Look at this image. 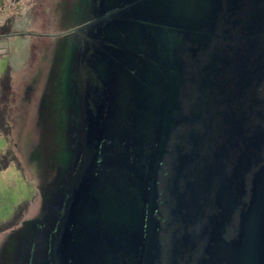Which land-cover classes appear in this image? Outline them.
<instances>
[{
    "label": "water",
    "instance_id": "95a60500",
    "mask_svg": "<svg viewBox=\"0 0 264 264\" xmlns=\"http://www.w3.org/2000/svg\"><path fill=\"white\" fill-rule=\"evenodd\" d=\"M88 4L30 264H264V0Z\"/></svg>",
    "mask_w": 264,
    "mask_h": 264
},
{
    "label": "rangeland",
    "instance_id": "374dc122",
    "mask_svg": "<svg viewBox=\"0 0 264 264\" xmlns=\"http://www.w3.org/2000/svg\"><path fill=\"white\" fill-rule=\"evenodd\" d=\"M75 1L74 20L78 24L88 19L91 8L89 0ZM35 2L32 9L21 12L35 20L30 28L44 32L35 38V46H30L36 53L35 61L26 67L21 81L11 83L0 59V264H30V243L23 242L25 225L42 214L44 189L62 163L59 146L63 126L59 130L65 118L63 81L75 39L71 33L51 34L70 26L74 0ZM31 3L27 0L24 7ZM6 6L5 17L11 19L8 15L15 11L11 0ZM4 9L0 7V18ZM75 36L78 39L80 35ZM9 89H13L11 96Z\"/></svg>",
    "mask_w": 264,
    "mask_h": 264
},
{
    "label": "crops",
    "instance_id": "0c3cea01",
    "mask_svg": "<svg viewBox=\"0 0 264 264\" xmlns=\"http://www.w3.org/2000/svg\"><path fill=\"white\" fill-rule=\"evenodd\" d=\"M31 1L30 7H24L27 0H11V6H14L13 9H15V11L11 14L9 13L10 15L8 16H12V18L10 17L11 19H8L5 17L6 13L2 14L0 18V59L7 69H5L4 74H9L11 83L13 81H21L26 67L33 64L32 61H35L36 53L35 51L32 52L30 46L31 48L32 46L34 47V41L37 39L36 37L44 34L43 31H35L30 28L35 24V20L31 21L27 19L26 16L21 15V12L24 13L28 8L29 10L33 8L36 2L35 0ZM51 36L53 37L56 35L51 34ZM27 53L31 54L28 55ZM29 58H32L30 62L27 60ZM15 77L16 80L14 79ZM12 90L13 89H9L10 96Z\"/></svg>",
    "mask_w": 264,
    "mask_h": 264
},
{
    "label": "flooded vegetation",
    "instance_id": "af4514ba",
    "mask_svg": "<svg viewBox=\"0 0 264 264\" xmlns=\"http://www.w3.org/2000/svg\"><path fill=\"white\" fill-rule=\"evenodd\" d=\"M52 1L53 0H50V4H51ZM76 6H77L76 5V1L74 0L72 21H71L70 26L66 27L64 30H68V29H71V28L75 27L76 24H75V20H74V14H75ZM64 30H62V31H64ZM70 33L74 37V33L73 32H70ZM212 40H213V38H212ZM85 48H87V45L83 46L82 53L84 52ZM23 239H24L23 242L25 243V239H26V233L25 232H24ZM71 239L73 241L70 240V242L66 246L67 249H68V251H67V264H75V261L77 262L76 264H81L82 260H83V258L85 256L84 255L85 254V250H86L85 247H87V244L90 243L89 237H88V235L85 232L83 237H82V239H81V241H80V243H76V246L74 245L75 244L74 237H72ZM75 247L77 248V252H75Z\"/></svg>",
    "mask_w": 264,
    "mask_h": 264
}]
</instances>
